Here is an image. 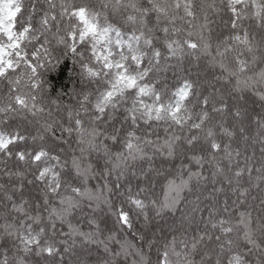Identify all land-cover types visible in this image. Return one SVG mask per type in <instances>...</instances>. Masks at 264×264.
Instances as JSON below:
<instances>
[{"label":"snow or ice","instance_id":"obj_1","mask_svg":"<svg viewBox=\"0 0 264 264\" xmlns=\"http://www.w3.org/2000/svg\"><path fill=\"white\" fill-rule=\"evenodd\" d=\"M0 264H264V0H0Z\"/></svg>","mask_w":264,"mask_h":264},{"label":"trees","instance_id":"obj_2","mask_svg":"<svg viewBox=\"0 0 264 264\" xmlns=\"http://www.w3.org/2000/svg\"><path fill=\"white\" fill-rule=\"evenodd\" d=\"M66 76H67V70L65 69L63 72H61L60 74L53 76L52 79L54 81H59L61 83H65L66 82ZM57 87H59V85L57 84Z\"/></svg>","mask_w":264,"mask_h":264}]
</instances>
